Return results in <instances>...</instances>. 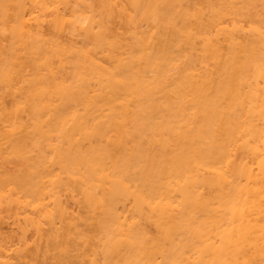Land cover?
<instances>
[{"label":"bare ground","instance_id":"1","mask_svg":"<svg viewBox=\"0 0 264 264\" xmlns=\"http://www.w3.org/2000/svg\"><path fill=\"white\" fill-rule=\"evenodd\" d=\"M0 264H264V0H0Z\"/></svg>","mask_w":264,"mask_h":264}]
</instances>
